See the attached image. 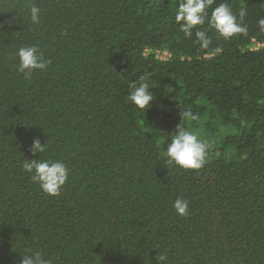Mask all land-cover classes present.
Masks as SVG:
<instances>
[{"label": "trees", "instance_id": "16d2710c", "mask_svg": "<svg viewBox=\"0 0 264 264\" xmlns=\"http://www.w3.org/2000/svg\"><path fill=\"white\" fill-rule=\"evenodd\" d=\"M226 2L247 10V35L197 26L212 40L201 49L175 23L177 0H0V264L29 247L55 264H264V0ZM26 45L51 61L29 80L15 68ZM141 76L143 110L129 100ZM180 108L209 143L198 170L166 162ZM37 138L47 148L33 155ZM39 157L66 163L60 195L23 171Z\"/></svg>", "mask_w": 264, "mask_h": 264}, {"label": "clouds", "instance_id": "9594fccd", "mask_svg": "<svg viewBox=\"0 0 264 264\" xmlns=\"http://www.w3.org/2000/svg\"><path fill=\"white\" fill-rule=\"evenodd\" d=\"M214 2L215 0H177L175 23L188 38H192L195 28L194 43H198L201 49H208L212 40L208 35V30L197 26L207 24L208 29H214L225 40L248 33V28L242 23L247 15L245 8L241 7L237 16L225 0L214 7L209 14L207 9ZM28 18L33 25L41 22V9L35 3L28 5ZM256 23L258 30L264 33V17L259 18ZM14 56L17 61L16 71L26 80L31 79L34 72L46 71L51 63L38 45L21 46L15 51ZM147 80V76H141L138 83L131 82L129 85V100L141 110L151 107L154 100ZM197 119L198 115L194 114L190 108H180L179 122L165 146L166 162L169 166L174 165L186 171L204 167L209 152V143L188 127ZM46 148L47 144L42 145L37 138L33 140L30 150L33 155H36L45 153ZM22 168L44 193L51 196L60 195L70 175L66 163L58 159H41L40 157L39 159H24ZM172 208L177 215L187 216L189 200L178 196L172 202ZM166 261V254L159 253L157 264H165ZM20 264H55V261L46 258L42 250L29 247L24 249Z\"/></svg>", "mask_w": 264, "mask_h": 264}, {"label": "built area", "instance_id": "2783aa9c", "mask_svg": "<svg viewBox=\"0 0 264 264\" xmlns=\"http://www.w3.org/2000/svg\"><path fill=\"white\" fill-rule=\"evenodd\" d=\"M258 46H260V43H256V47ZM155 52H156L157 57L161 59H168L171 57V53L165 49H157Z\"/></svg>", "mask_w": 264, "mask_h": 264}, {"label": "rangeland", "instance_id": "374dc122", "mask_svg": "<svg viewBox=\"0 0 264 264\" xmlns=\"http://www.w3.org/2000/svg\"><path fill=\"white\" fill-rule=\"evenodd\" d=\"M254 46H256V44Z\"/></svg>", "mask_w": 264, "mask_h": 264}]
</instances>
